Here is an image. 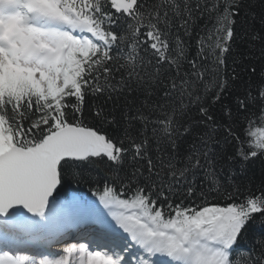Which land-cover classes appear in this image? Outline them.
<instances>
[{
  "label": "snow or ice",
  "instance_id": "1",
  "mask_svg": "<svg viewBox=\"0 0 264 264\" xmlns=\"http://www.w3.org/2000/svg\"><path fill=\"white\" fill-rule=\"evenodd\" d=\"M242 7L243 0H0V264H66L28 250L57 226L62 166L94 162L115 173L97 193L115 224L98 213L99 235L65 248L79 252L81 264L85 254L87 264H158L157 255L165 258L159 264H264V232L238 250L249 224L264 217V190L227 206L184 204L203 194L201 185L218 188L213 144L221 131L225 143L238 142L242 162L264 155V128L250 131L264 121V76L254 92L235 97L237 112L248 113L244 140L207 104L228 88L221 68ZM231 79H239L235 68ZM86 94L114 109L123 101L119 135L78 119ZM94 115L117 123L103 106ZM224 116L232 118L230 107Z\"/></svg>",
  "mask_w": 264,
  "mask_h": 264
},
{
  "label": "trees",
  "instance_id": "2",
  "mask_svg": "<svg viewBox=\"0 0 264 264\" xmlns=\"http://www.w3.org/2000/svg\"><path fill=\"white\" fill-rule=\"evenodd\" d=\"M254 35L264 37V0H243L241 14L237 17L236 39L232 45V51L225 54L226 63L221 68V75L228 79V88L220 101L214 105L211 103V94L207 98V104L211 105L210 113L216 117L217 122L228 120L241 140L245 139V117L248 113L237 112L235 97L245 95L249 88L254 92L264 76V39L253 40ZM252 67H255V73L249 71ZM234 68L239 77L236 80L231 79ZM120 103L121 108L114 109L111 102L105 104L103 97L86 94L82 116L78 119L84 126L92 127L110 136L119 135L124 126L121 116L123 101L121 100ZM102 106L105 113L111 112L115 115L116 124L103 123L94 115V111ZM225 107L232 109L233 116L230 120L224 116ZM68 111L72 119L71 109ZM189 115L195 117L196 112L193 111ZM28 123L30 121H27L25 126ZM258 128H264V121H255L250 131H256ZM217 138L220 139V143L213 144V152L219 178L218 188L201 185L203 194L198 190L196 197L184 200L185 206H227L229 203L240 202L249 192L259 194V191L264 190V155L244 163L237 156V149L240 145L235 139L229 137L228 142L225 143L222 131L214 137V140ZM243 147L246 150L248 146L245 144ZM61 173L59 191H68L70 201L64 202L62 198H60L62 201L59 199L54 201L58 205L55 209L58 223L53 233L65 224V219L73 221L80 214L95 210L100 205L97 193L103 190L105 178L115 174L109 172L107 165L103 162L64 164ZM262 221L264 217L258 216L249 224L240 239L238 250L249 248L254 237L264 232Z\"/></svg>",
  "mask_w": 264,
  "mask_h": 264
},
{
  "label": "rangeland",
  "instance_id": "3",
  "mask_svg": "<svg viewBox=\"0 0 264 264\" xmlns=\"http://www.w3.org/2000/svg\"><path fill=\"white\" fill-rule=\"evenodd\" d=\"M104 215V218L107 219V213H105V211L103 212L102 207L99 208L98 212H101ZM73 229L77 230V231H73ZM83 233L87 234L88 236L92 237V232L90 231V233L88 231H83L81 228L78 227H73V226H69V227H63L62 231L59 232L58 234V238L53 240L56 241L58 240L59 244L60 243H64V242H74V243H80V242H88L89 238L86 237V235H84ZM122 234V231H121ZM52 241H49V243H51ZM52 244H57L56 242H53ZM52 248V247H51ZM49 249L48 246H45L44 249L47 252L46 254H48L50 257H56V258H60V257H67V261L66 264H81V254L79 252H73V253H66L65 251L60 252V251H53V249ZM37 249H29V252H36ZM90 251H95L98 249L95 248H90ZM24 251V250H21ZM84 264H87V257L86 254L84 256Z\"/></svg>",
  "mask_w": 264,
  "mask_h": 264
},
{
  "label": "water",
  "instance_id": "4",
  "mask_svg": "<svg viewBox=\"0 0 264 264\" xmlns=\"http://www.w3.org/2000/svg\"><path fill=\"white\" fill-rule=\"evenodd\" d=\"M59 186L60 184L57 186V189L56 191L54 192V198H57V197H68L70 195V193L67 191H59Z\"/></svg>",
  "mask_w": 264,
  "mask_h": 264
},
{
  "label": "bare ground",
  "instance_id": "5",
  "mask_svg": "<svg viewBox=\"0 0 264 264\" xmlns=\"http://www.w3.org/2000/svg\"><path fill=\"white\" fill-rule=\"evenodd\" d=\"M63 244H57V245H54L53 247H52V249H53V251H57V250H62V249H64L66 246H62ZM68 245H70V244H68ZM38 251H43L44 250V247L43 246H41V247H38V248H36Z\"/></svg>",
  "mask_w": 264,
  "mask_h": 264
}]
</instances>
